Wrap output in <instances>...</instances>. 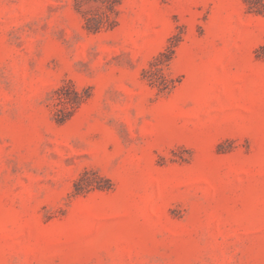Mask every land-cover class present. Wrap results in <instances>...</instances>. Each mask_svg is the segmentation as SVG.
I'll use <instances>...</instances> for the list:
<instances>
[{
  "label": "rangeland",
  "instance_id": "1",
  "mask_svg": "<svg viewBox=\"0 0 264 264\" xmlns=\"http://www.w3.org/2000/svg\"><path fill=\"white\" fill-rule=\"evenodd\" d=\"M262 43L264 0H0V264H264Z\"/></svg>",
  "mask_w": 264,
  "mask_h": 264
},
{
  "label": "trees",
  "instance_id": "2",
  "mask_svg": "<svg viewBox=\"0 0 264 264\" xmlns=\"http://www.w3.org/2000/svg\"><path fill=\"white\" fill-rule=\"evenodd\" d=\"M119 0H101V2L104 3L106 8H112L115 4L118 3ZM250 3V0H248ZM252 3V2H251ZM252 7V6H250ZM107 19H109L108 14H106ZM98 26H94L96 29ZM257 56L264 58V43H262L258 48H257ZM170 55L166 56V59L164 61H168L170 59Z\"/></svg>",
  "mask_w": 264,
  "mask_h": 264
}]
</instances>
